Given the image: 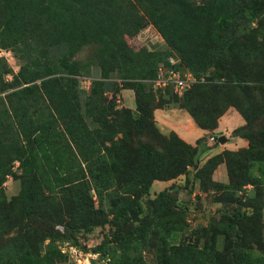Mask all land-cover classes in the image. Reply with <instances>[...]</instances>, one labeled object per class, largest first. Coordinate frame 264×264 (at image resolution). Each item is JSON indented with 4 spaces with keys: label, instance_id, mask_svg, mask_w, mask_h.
<instances>
[{
    "label": "trees",
    "instance_id": "1",
    "mask_svg": "<svg viewBox=\"0 0 264 264\" xmlns=\"http://www.w3.org/2000/svg\"><path fill=\"white\" fill-rule=\"evenodd\" d=\"M120 1L0 0V47L19 67L13 73L0 59V264H67L57 242L105 225L93 249H107L105 264H147L148 256L152 264H264L261 207L188 234L174 219L188 211L174 186L150 194L154 181L186 175L213 148L158 130L162 108L150 88L160 65L206 76L174 98L196 127L212 133L232 107L244 120L231 135L247 147L213 155L195 175L210 180L226 163L230 179L237 168L262 193L264 129L255 126L264 116V0H131L126 12ZM140 13L165 50L124 45ZM85 50L92 54L78 58ZM122 90L133 91L134 110L116 106ZM15 162L20 189L7 200Z\"/></svg>",
    "mask_w": 264,
    "mask_h": 264
},
{
    "label": "rangeland",
    "instance_id": "2",
    "mask_svg": "<svg viewBox=\"0 0 264 264\" xmlns=\"http://www.w3.org/2000/svg\"><path fill=\"white\" fill-rule=\"evenodd\" d=\"M131 0H121L118 5L120 11L126 12L131 7ZM199 3V0H194ZM117 5V6H118ZM124 45L133 52H138L141 49H146L150 52L165 50V44L156 30L147 22L146 18L140 13L138 21L131 27L127 28L124 36L122 37ZM92 54V50L83 51L78 56L80 59H85ZM18 65V64H17ZM195 79L198 82L206 81V76H201ZM118 81V80H117ZM84 88L88 87V83L84 82ZM152 95L154 96V103L161 108H174L180 109L178 102H175V96L179 97L172 91L156 90L150 88ZM121 92L115 94L116 106L118 108L124 107L123 103L126 102L127 96L124 99L121 98ZM134 96V93L132 94ZM110 98L111 93L107 94ZM129 98V97H128ZM130 104H134L133 99ZM125 105H127L125 103ZM233 109V107L231 108ZM235 110V109H234ZM184 111V110H183ZM180 111L181 115H185V112ZM256 113H254L255 117ZM256 129H264V116L263 119L256 121ZM212 136V135H211ZM208 136L206 138V145H212L216 147V143L210 142ZM217 137L216 135H214ZM188 140V139H187ZM151 144L154 145L152 139ZM157 147V146H154ZM206 156L201 153L197 156L196 166L189 167L187 174L178 177L172 181L167 188L174 186L175 201L181 206L188 208L187 212H181L175 210L174 219H179L184 222L186 232L189 234L192 231L195 232L201 227H206L211 221L220 220L224 216L230 217L235 211H245L248 215L254 212L256 206L261 207V226L257 228L261 231L264 238V185H262V193L258 191V188L251 183H248L245 174H239L237 168L232 171V178L228 176L226 163L219 164L213 171L210 180L206 179L205 172L200 175H195L198 169L206 162ZM233 169V168H232ZM18 168H13V173L9 176L4 183L3 189L7 200L16 196L19 191V180H16V176L20 174ZM15 175V176H14ZM258 177V174H256ZM213 183H219L220 185H233L230 189H222L219 191L214 190ZM165 188V189H167ZM156 191V188L150 189V194ZM155 195V194H153ZM152 195V196H153ZM151 196V197H152ZM223 198V199H222ZM222 199V200H221ZM9 216V217H8ZM5 218L9 220L10 215H5ZM4 229L0 228V234H3ZM109 232V227H96L91 234H78L75 238V242H57L61 253L66 255L65 263L67 264H92V261L99 262L98 264H105L106 261L100 258H106L107 249L104 248L98 254L93 253V249L101 245ZM9 233V232H8ZM4 235H10L9 234ZM263 246V244H262ZM100 259V260H99ZM147 264H152L149 256L147 257Z\"/></svg>",
    "mask_w": 264,
    "mask_h": 264
},
{
    "label": "crops",
    "instance_id": "3",
    "mask_svg": "<svg viewBox=\"0 0 264 264\" xmlns=\"http://www.w3.org/2000/svg\"><path fill=\"white\" fill-rule=\"evenodd\" d=\"M121 94L122 99L127 96L125 102L127 105L123 103L122 106L134 110L135 103L130 104L132 99L134 102V96L132 95L133 91L122 90ZM180 111L183 110L177 108H162L155 110V125L162 134L168 135L169 133L174 132L180 139L190 145H195L196 141L200 138L206 139L208 138V136L216 135L218 139V145L204 152V156H206V159L224 150L237 151L239 149L247 147V142L244 139L240 137H233L231 135L232 131L244 125L243 118L234 109H228L219 118L218 127L212 133L196 127L189 115L185 111L183 112H185L186 116L181 115ZM219 137H222V142L219 141ZM171 182L172 181H154L151 188L155 187L156 191L153 192V194H156L167 188Z\"/></svg>",
    "mask_w": 264,
    "mask_h": 264
},
{
    "label": "built area",
    "instance_id": "4",
    "mask_svg": "<svg viewBox=\"0 0 264 264\" xmlns=\"http://www.w3.org/2000/svg\"><path fill=\"white\" fill-rule=\"evenodd\" d=\"M0 59L5 60L8 66L12 69L13 73H17L19 67L17 65L16 58L11 50L3 49L0 47ZM176 61L172 58H169V64L173 65ZM11 79V75H6L5 80L8 81ZM198 81L195 77L189 72L175 71L173 69L167 68L163 65H160L158 68V75L156 80L153 82V88L156 90H164L168 87H171L173 92L181 95L184 91L189 89L192 85L196 84ZM84 85V83H83ZM3 94H0L2 96ZM210 142H218L217 137L212 135L209 138ZM18 163H14V167L16 168Z\"/></svg>",
    "mask_w": 264,
    "mask_h": 264
},
{
    "label": "water",
    "instance_id": "5",
    "mask_svg": "<svg viewBox=\"0 0 264 264\" xmlns=\"http://www.w3.org/2000/svg\"><path fill=\"white\" fill-rule=\"evenodd\" d=\"M219 141H221V142H222V137H219Z\"/></svg>",
    "mask_w": 264,
    "mask_h": 264
}]
</instances>
